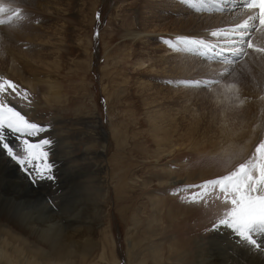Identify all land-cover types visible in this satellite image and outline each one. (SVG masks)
<instances>
[{
  "label": "rangeland",
  "instance_id": "374dc122",
  "mask_svg": "<svg viewBox=\"0 0 264 264\" xmlns=\"http://www.w3.org/2000/svg\"><path fill=\"white\" fill-rule=\"evenodd\" d=\"M195 2L0 0V7L7 8L0 12V77L17 84L21 95L27 93V99L0 94V102L48 129L31 136L5 129L6 142L18 154H23V140L36 146V158L27 165L35 184L0 148L1 158L21 175L14 188L42 197L64 227L77 205L93 209V201L84 197V206L79 201L85 196L83 183L96 180L94 189L105 195L95 247L87 257H73L74 264H139L143 258L153 264L155 248L169 251V264H200V259L206 264L211 253L219 259L226 254L232 264L264 261V251L231 229L211 230L231 209L223 193L209 187L203 198L193 199L201 189L189 187L248 163L264 142V52L255 50L264 48V26L255 25L253 47L242 51L240 61L208 62L194 55L200 53L195 43L221 45L229 31L236 38L243 30L229 27L253 24L254 14L240 9L200 14L190 11ZM33 69L43 81L34 92L17 73L34 77ZM53 90L63 99L49 104L44 94ZM46 137L51 148L41 143ZM42 151L48 152L45 163L39 159ZM46 164L54 166L55 180L39 178ZM9 180L0 166V185L13 190ZM8 208L1 205L0 211ZM2 230L1 247L8 236ZM29 238L24 245L7 243L29 259L41 257L40 242ZM7 248L12 264H27Z\"/></svg>",
  "mask_w": 264,
  "mask_h": 264
},
{
  "label": "bare ground",
  "instance_id": "6f19581e",
  "mask_svg": "<svg viewBox=\"0 0 264 264\" xmlns=\"http://www.w3.org/2000/svg\"><path fill=\"white\" fill-rule=\"evenodd\" d=\"M244 10H246V9H244ZM251 11H253V14H255L254 10H247L246 12L251 13ZM194 17H202V16L199 15V16H194ZM207 17H210V16H207ZM192 19H194V18H192ZM237 37H238V35L236 36V38ZM236 43H237V41H236ZM204 49H207V48H204ZM224 49L230 50L228 47H225ZM200 52L203 53L202 50ZM24 64H26V66H28L29 61L27 63H24ZM14 66H13V68H14ZM17 73L20 76L19 81L23 85L28 87V89L32 92H34L36 90V88L39 86L40 83H43L42 80H37V73L35 70L32 73H30L34 77H27L26 78L24 75H22V74L20 75L19 71ZM47 81H49V80H47ZM50 86L52 88V84H50ZM44 98L47 101V103H49V104H51V102L57 103L58 101L63 99L62 96L61 97L58 96L57 92H55L54 90L50 95H48V92H46V94H44ZM154 122H157V120H155ZM114 131H115L114 135L115 134L117 135L118 130L115 129ZM229 133L227 135L225 134L226 137L230 138V137H232V135H234V134H229ZM229 141H231V139H229ZM58 147H61L60 144ZM1 156H2V154L0 153L1 170L4 173V176L7 175L11 178V181L9 180V184L13 190H10V188L7 187V184H5L3 182L0 185V206L5 205V206L9 207L7 212L0 211V229L2 230L6 227L7 229L2 230V231H7V235H8V236L6 235L7 238L5 237V235L3 237V242H5V244L7 246H2V247L0 246V264H12L11 263V259H12L11 255L12 254H10V252L8 250L9 248H7V247H10L12 250L15 249L16 250L15 253H17L21 258L25 259L27 264H74L72 258L75 257L76 255L81 256V257H87L88 255H90L92 249L95 247V241L94 240L96 237L95 234L98 231L97 228L99 225L104 223L103 222V220H104L103 211H104V205H105L104 204L105 195L102 194V196L100 197V193H99L100 188H98L99 184L97 187L98 189H94L95 188L94 184L97 183V181L96 180H90V181H88L89 184L83 183V186H84L83 194L85 196L81 197L79 200V201H81V199H82L81 206L83 205V201L85 200L84 197L87 199V201H90V200L93 201L92 211H86L83 209H79L78 205H77V207H74L70 211V214L68 215L67 219H71V220L67 221V224L64 227V225L61 223L60 216L57 217V215L55 213H52V211L49 210L50 207L46 204V202H45V204L41 203L42 197L41 198L40 197L35 198V194L33 193V195H32L31 191L30 192L28 191V193L27 192L25 193L21 189H17V187L14 188L17 183L21 182V177H20L21 175L20 174H19L20 176L18 175V173L16 171V167L13 164H11V162L9 160H5V159L1 158ZM72 168H77V167L75 165H73ZM81 169L83 170V168H81ZM80 172L83 174L82 171H80ZM1 176H2V174H1ZM177 182L178 181H176L175 183H177ZM1 187H2V191H1ZM10 194L13 195L12 198L5 199L6 198L5 196L8 197ZM159 202H161V201L159 200ZM160 204H162V203H160ZM33 206H35V207H33ZM65 208H64V211L66 210ZM12 211H14L13 214L11 213ZM107 227L110 228V226H107ZM160 229H162V228L160 227ZM68 230H71V231L69 232ZM105 233H107V232H105ZM18 234H21V235H18ZM11 235H14V236L11 237ZM15 235H18V236H15ZM30 236H36V238H37L36 241L43 244L42 245L39 243V245L42 248H41L40 252H38V254H42V256L38 257V258L32 257L31 258L32 261H31V259L28 258L27 254L24 255V252L22 249L14 248L16 246H11L10 244H8L11 241H16V242H19L22 245H24L27 243V241H29ZM158 246H157V248H158ZM170 247H172V246H170ZM160 252H161V254H160ZM160 252L156 248L152 252V256H150V257L152 258V261L154 262L153 264H161L160 262H162V261H163V264H169V261H170V257L168 255L169 251L164 253V250H162ZM173 252H174V248L172 249L171 253H173ZM206 252H207V250H206ZM166 254L168 255V257L166 256ZM171 255L173 256V254H171ZM8 256H10V257H8ZM145 256H146V254H145ZM217 256H218L217 254L211 253L206 264H232L228 261L226 254H222V256H223L222 259H219ZM140 257H142V256H140ZM38 259H40L41 261H39ZM45 259H49L50 261L47 262V261H45ZM146 260L147 259L144 260V258H143V260L140 259L139 261H141V263H139V264H143V263L147 264ZM142 261H144V262H142ZM258 261H259L258 259H253L252 263L257 264ZM204 262L205 261L203 259L202 260L200 259V264H204ZM263 262H262V264H264ZM16 263L19 264L20 262L19 263L16 262ZM109 263H111V262L109 261ZM135 263H136V260H135ZM24 264H26V263H24ZM174 264H176V263H174ZM180 264H182V263H180ZM258 264H261V263H258Z\"/></svg>",
  "mask_w": 264,
  "mask_h": 264
},
{
  "label": "snow or ice",
  "instance_id": "6c2138e0",
  "mask_svg": "<svg viewBox=\"0 0 264 264\" xmlns=\"http://www.w3.org/2000/svg\"><path fill=\"white\" fill-rule=\"evenodd\" d=\"M245 3L248 7L259 10L258 17H252L251 19H258L259 25L264 26V0H245ZM6 11L7 8L0 7V12ZM0 23H4V21H0ZM242 27H244L245 31L236 33L239 36L240 51L253 47L251 37L256 26L255 24L252 26L245 24ZM212 34L216 35V33ZM232 43L235 42L233 41ZM255 50L264 52V48H256ZM0 81H2L0 82V94L11 96L12 93H16L21 99H27V93L21 95L17 91L18 85L13 81L2 77H0ZM181 83L199 85L202 82L182 81ZM209 83L212 82L210 81ZM5 129L27 136L35 135L48 129L35 122H30L15 107L0 102V148L6 150L7 156L19 164L22 170L32 177L31 183L35 184L37 178L29 171L27 165L29 159L36 158V154L33 152L36 146L27 140H23L21 142L23 154H18L15 150L16 146H10L6 142ZM41 143L47 148L52 146V140L47 137ZM47 157V151L40 152L39 159L41 163H45ZM53 167L51 164H46L44 171L39 174V178L55 180V176L52 173ZM33 169H35V164H33ZM189 187L201 189L199 193H193V199L197 196L203 198L205 191L211 187L213 190L218 189L220 193H223L225 202L230 203V211L219 221V224H213L211 230L215 231L221 226H225L231 229L242 241L264 251V239L258 242L254 238L264 237V142L258 145L254 157L248 163L239 165L238 168L227 175L205 181L202 185H189Z\"/></svg>",
  "mask_w": 264,
  "mask_h": 264
},
{
  "label": "water",
  "instance_id": "95a60500",
  "mask_svg": "<svg viewBox=\"0 0 264 264\" xmlns=\"http://www.w3.org/2000/svg\"><path fill=\"white\" fill-rule=\"evenodd\" d=\"M4 135H5L6 138H8V135H9V134H8V132H7L6 130H5V132H4ZM9 136H10V135H9Z\"/></svg>",
  "mask_w": 264,
  "mask_h": 264
}]
</instances>
